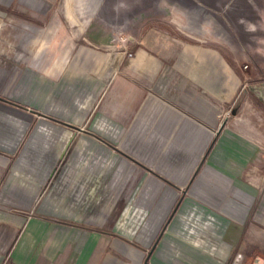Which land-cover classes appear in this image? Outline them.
Instances as JSON below:
<instances>
[{
    "label": "crops",
    "instance_id": "0c3cea01",
    "mask_svg": "<svg viewBox=\"0 0 264 264\" xmlns=\"http://www.w3.org/2000/svg\"><path fill=\"white\" fill-rule=\"evenodd\" d=\"M144 46L0 82V264L264 263V77Z\"/></svg>",
    "mask_w": 264,
    "mask_h": 264
},
{
    "label": "rangeland",
    "instance_id": "374dc122",
    "mask_svg": "<svg viewBox=\"0 0 264 264\" xmlns=\"http://www.w3.org/2000/svg\"><path fill=\"white\" fill-rule=\"evenodd\" d=\"M40 1L39 8L38 0H0V82L59 60L69 66L89 56L133 58L129 53L140 45L168 65L166 75L177 74L175 66L189 56L225 60L241 77H264V0ZM250 98L264 136V105Z\"/></svg>",
    "mask_w": 264,
    "mask_h": 264
},
{
    "label": "built area",
    "instance_id": "2783aa9c",
    "mask_svg": "<svg viewBox=\"0 0 264 264\" xmlns=\"http://www.w3.org/2000/svg\"><path fill=\"white\" fill-rule=\"evenodd\" d=\"M129 56H132V54H131V53H129Z\"/></svg>",
    "mask_w": 264,
    "mask_h": 264
},
{
    "label": "water",
    "instance_id": "95a60500",
    "mask_svg": "<svg viewBox=\"0 0 264 264\" xmlns=\"http://www.w3.org/2000/svg\"><path fill=\"white\" fill-rule=\"evenodd\" d=\"M222 125H224V123Z\"/></svg>",
    "mask_w": 264,
    "mask_h": 264
}]
</instances>
